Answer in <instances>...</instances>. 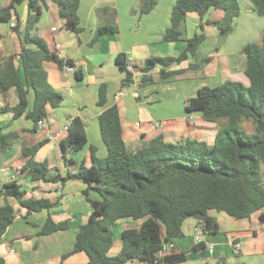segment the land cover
<instances>
[{
  "label": "trees",
  "instance_id": "trees-1",
  "mask_svg": "<svg viewBox=\"0 0 264 264\" xmlns=\"http://www.w3.org/2000/svg\"><path fill=\"white\" fill-rule=\"evenodd\" d=\"M7 1L8 6L0 9V23L15 22L12 29L20 43L19 57L25 87L20 85L16 74V56L4 57L0 63V95L15 88L18 104L13 109L14 117L24 115L37 125L38 121L46 120L47 106L56 109L63 100L61 94L48 83L43 62H53L61 70L66 66L74 68L71 60L62 59L49 50L46 41L37 32V25L42 12L47 9V3L52 2L58 7L63 29L78 35L82 31L77 15L80 0ZM238 1L176 0L162 42H184L185 46L175 57L153 56L142 67H136L141 73L140 86L152 84L155 75L152 72L156 69L161 80H170L180 71L173 74L167 69L189 58L194 59L190 69L208 64L214 53L201 56L198 52L204 35L195 34L191 39L183 37L186 18L191 14L197 15L200 18L199 29L203 30L201 21L207 12L211 9L221 11V20L206 22L218 30L219 45L233 32L234 20L240 14ZM248 1L256 15L264 17V0ZM22 3H26L28 14L21 30L15 6ZM157 3L158 0H139V15L149 14ZM117 30L113 22L97 29L95 37L116 33ZM241 53L245 56L243 73L248 85L227 80L215 87L203 86L195 97L185 103L187 113H198L204 121L218 125L211 145L194 139L170 144L159 136L132 151L122 139L118 109L111 106L99 115L100 133L108 152L105 159L92 156L91 166L81 165L73 174L61 177L57 169H49L47 164L31 159L42 143L23 150V156L30 159L19 174L29 177L32 182L80 180L87 184L84 194L91 213L87 222L78 229L71 253L85 252L87 264H122L133 260L140 264H182L187 260L184 252L172 247L171 252L161 257L158 253L164 246L172 244L173 239L183 237L185 220L194 219L203 235L219 231L218 222L211 212L223 213L235 220H249L259 214V221L264 222V36L259 43L246 44ZM115 63L119 72L125 75L121 88L129 87L133 80L126 69L125 56H117ZM74 74L77 79H82L81 70H75ZM30 90L34 97L29 110ZM105 101L106 86L100 85L97 105L103 106ZM1 109L7 110L8 104ZM247 125L251 131L247 130ZM15 139V134L0 133V151L10 149ZM86 143L80 119L70 117L67 135L61 141L62 150L79 151ZM64 157L66 162L71 163ZM90 190L96 192L98 200L88 198ZM0 195L4 200L15 199L26 210L25 215L48 210L52 206L47 200L26 199L16 181L4 184ZM15 217L13 206L6 202L0 207V240ZM121 218L142 220V224L139 230L122 233L121 250L111 257L108 251L113 244L112 227ZM67 228L66 222L54 223L48 217L39 234L47 235ZM204 248L202 243L193 247L195 251ZM0 264H3L1 260Z\"/></svg>",
  "mask_w": 264,
  "mask_h": 264
},
{
  "label": "crops",
  "instance_id": "crops-1",
  "mask_svg": "<svg viewBox=\"0 0 264 264\" xmlns=\"http://www.w3.org/2000/svg\"><path fill=\"white\" fill-rule=\"evenodd\" d=\"M159 2L160 0L149 14L141 17L151 20V14L156 12ZM175 2L176 0H171L169 3L167 16L169 25L171 9ZM8 4L7 0H1L0 9ZM211 12H215L213 17L204 23L201 21L203 30L205 27V30L216 29L206 22L219 21L223 17L221 11L213 9L205 16ZM250 12L255 13L253 7ZM15 14L22 30L28 14L26 3L16 5ZM77 15L82 29L78 35L63 29V21L58 16V7L52 2L47 3V9L42 12L37 25V32L46 41L49 50L62 59L71 60L74 71L79 69L82 72V79L79 80L74 73L65 75L55 63L43 62L48 83L63 98L58 108L46 107L47 118L44 123L47 127L34 125L24 115L20 118L14 117L13 109L18 104L15 88L0 95V133L16 136L10 149L0 151V188L10 181H16L21 186L26 199L47 200L52 204L48 210L25 215L26 210L21 208L15 199L4 200L0 195V207L7 202L16 212L13 223L7 227L0 240V260L3 264L88 263L85 252L71 253L78 229L87 222L91 213L90 204L84 194L87 184L80 180H68L64 183L32 182L29 177L19 174V170L30 159L23 156V150L42 143L31 159L36 163L47 164L49 169H57L61 177L68 173L73 174L81 165L89 167L93 162L92 156L99 160L107 157V148L100 133L99 115L111 106H116L118 109L122 139L132 151L159 136L170 144L194 139L211 145L218 125L204 121L198 113H187L186 101L195 97L201 87H210L208 83L216 86L230 80L248 85L243 73L245 56L239 55L237 58L233 52L226 51L221 57L223 49H220L212 55L208 64L199 69L189 68L194 63L193 58L180 65L171 66L168 71H172L173 74L180 71V74L173 75L170 80L162 83L164 84L162 87L151 88L152 84H150L142 86L140 93L138 91L130 93L129 86L117 97L125 77L119 72L115 63L117 56H125L127 64L133 65L136 69L142 67L144 62L153 56L179 55L185 44L162 42V36L167 28L163 33L164 28H161L157 38L151 40L148 25L143 23L139 15V0H80ZM188 17L198 21L196 27L199 29L200 18L195 14ZM11 22L15 23L14 20ZM113 22L118 29L116 33H103L95 37L97 29ZM52 28L55 30L52 31ZM144 28L145 38L140 39L141 30ZM19 53V39L10 23H0V63L4 57L16 56V74L20 85L25 87ZM158 71L156 69L152 74L156 75ZM100 85L106 86V101L103 106L97 105ZM132 86L137 88L136 85ZM135 92L138 93V98L133 97ZM33 97V92L30 90L29 110L32 107ZM171 101L179 103L182 110L172 114ZM6 103L8 109L2 110L1 107ZM156 106H162V115L156 112ZM70 117H78L85 129L87 143L79 151H63L61 148V141L67 135ZM64 155L66 159L71 160V163L65 161ZM51 173L53 175V172ZM88 195L90 200L99 199L92 190ZM210 214L218 222V233L203 235L197 230L196 221L194 219L191 221L189 218L183 224V237L173 239L172 244L167 245L169 252L172 247L184 252L187 260L182 264H226V262L235 264L236 260L241 264H264V222L259 221V214L253 215L249 220H235L223 213ZM48 217L54 223L66 222L68 228L40 235L39 232ZM141 224L142 220L131 218L117 220L112 227L113 244L108 255L113 257L120 252L124 231L139 230ZM185 226L189 227L188 232L184 231ZM196 236L200 237V242L195 241ZM197 243L204 244L205 248L195 251L193 247ZM233 243L239 245V248H234ZM122 264H140V262L133 260Z\"/></svg>",
  "mask_w": 264,
  "mask_h": 264
},
{
  "label": "rangeland",
  "instance_id": "rangeland-1",
  "mask_svg": "<svg viewBox=\"0 0 264 264\" xmlns=\"http://www.w3.org/2000/svg\"><path fill=\"white\" fill-rule=\"evenodd\" d=\"M170 1V2H169ZM173 1V0H172ZM239 7H240V14L239 16L234 20V29L231 34H229L222 44L218 45V30L217 29H206L200 30L197 29L196 25L198 24V21L195 19H192L191 17L186 18L185 24L183 25V32H184V38L185 39H191L194 37L195 34H203L204 40L200 44L198 48V52L201 56H207L211 53L215 54V49L218 45V50H222V55L226 51L233 52V55L239 57V55L243 56L241 52V49L248 43H259L261 39L264 36V17H258L256 13L250 12V9H252V6L248 0H239ZM159 6L156 9V12L154 14H151V20H147L144 17H141L143 19V23L147 24L149 28L148 31L151 33L150 37L151 40L157 38V33L161 31V28H164L162 33L166 28L169 27V17L168 16V9H169V3H171V0H160ZM175 3H173L174 5ZM166 10V12H165ZM215 12H211L207 16L203 17L202 22L204 23L206 20L210 19L214 16ZM166 23V27L165 26ZM144 24V25H145ZM151 24V25H150ZM145 27V26H144ZM217 31V32H216ZM145 28L144 30H141L140 39H144L145 37ZM153 82L151 85L152 87H162L164 84V80H161L158 76V74L153 76ZM210 84V87H212V83ZM150 85V84H148ZM221 85V84H219ZM147 86V85H146ZM218 86V85H216ZM145 87V86H144ZM215 87V85L213 86ZM143 87L138 86L135 88L134 86H130L128 92L138 91L139 93L142 91ZM172 105L170 112L172 114H176L177 112H180L182 110V107L179 103L175 101H171ZM157 105V104H155ZM157 113H162L161 109L162 106H156ZM163 114V113H162ZM161 114V115H162ZM247 130L251 131L249 126L247 125ZM218 128V126H217ZM193 221L192 219H190ZM184 231L188 232L189 227L185 226ZM238 259V258H237ZM226 264H229L226 262ZM235 264H241L238 260H236Z\"/></svg>",
  "mask_w": 264,
  "mask_h": 264
},
{
  "label": "built area",
  "instance_id": "built-area-1",
  "mask_svg": "<svg viewBox=\"0 0 264 264\" xmlns=\"http://www.w3.org/2000/svg\"><path fill=\"white\" fill-rule=\"evenodd\" d=\"M10 26H11V28L14 27V23H11ZM51 30L54 31L55 29L52 28ZM57 47H59V46H57ZM126 69L132 74V80H133V83H132L131 85H136L137 87L140 86V82H139L140 73H139V71L136 70V69L133 67V65H129V64H127ZM63 73H64L65 75H66V74H72V73H74V69H73L72 67L66 66V67L63 69ZM131 85H130V86H131ZM127 88H128V87H127ZM127 88H122L121 91L117 94V97L122 93V91L126 90ZM117 97H116V98H117ZM133 97H134V98H138V93H137V92L133 93ZM37 126H38V127H47V125L44 123V121H38V122H37ZM197 230H199V229L197 228ZM198 232H199V231H198ZM195 241H196V242H200V241H201V240H200V237H199V236H196ZM235 248H239V245H235ZM167 253H169V250H168V247H167V245H166V246H164V247L161 249V251H159L158 255L161 257L162 255L167 254Z\"/></svg>",
  "mask_w": 264,
  "mask_h": 264
}]
</instances>
